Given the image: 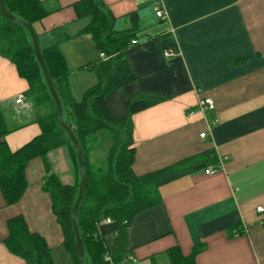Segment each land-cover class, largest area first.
<instances>
[{
    "label": "crops",
    "instance_id": "0c3cea01",
    "mask_svg": "<svg viewBox=\"0 0 264 264\" xmlns=\"http://www.w3.org/2000/svg\"><path fill=\"white\" fill-rule=\"evenodd\" d=\"M41 1L50 14L32 25L39 46L61 49L71 94L81 102L98 82L85 67L101 59L91 35L81 34L91 20L79 7L85 0ZM98 2L115 34L133 35L125 59L136 81L105 97L115 119L123 120L125 101L141 93L166 98L132 117L134 174L144 176L210 149L220 167L211 175L201 170L161 186L160 203L129 226L126 249L141 264H170L174 249L184 256L199 250L196 264H264V0H166L167 20L156 17L151 0ZM174 44L179 54L166 58L165 50ZM27 89L15 65L0 54L1 141L12 152L41 135L33 105L26 98L28 106L16 105ZM201 98H210L215 110L203 114ZM102 133L109 132L86 142L87 162L95 168L112 147L98 166ZM48 161L61 184L79 182L67 146L51 151ZM45 175L43 161L31 160L27 190L13 205L0 188V264H29L6 245L9 221L17 217L44 239L52 264H75L44 189ZM114 241V235L105 237L109 251Z\"/></svg>",
    "mask_w": 264,
    "mask_h": 264
},
{
    "label": "trees",
    "instance_id": "16d2710c",
    "mask_svg": "<svg viewBox=\"0 0 264 264\" xmlns=\"http://www.w3.org/2000/svg\"><path fill=\"white\" fill-rule=\"evenodd\" d=\"M6 8L17 18L31 26L45 19L50 13L41 0H3ZM83 13L89 15V25L81 32L89 33L106 60L89 64L85 68L97 76V84L87 90L83 100L77 102L71 94L69 68L61 49L51 46L41 49L44 62L54 88L63 106V119L79 134L85 154L87 186L76 218L85 248L86 264H107L105 254L109 251L105 237L114 235L110 251L114 264H124L130 252L126 249L127 230L133 219L141 212L156 206L161 199L158 189L185 175L219 168L218 157L213 149L182 160L156 172L136 176L133 172L135 148L133 141V115L166 100L165 97L141 93L124 103L126 116L118 121L107 106L105 97L113 91L136 81L125 59L131 34H115L112 20L105 15L98 0H85L79 4ZM0 54L13 63L19 76L28 84L25 98L33 105L36 122L41 135L16 152L9 150L3 140L4 118L0 112V188L7 205L18 203L27 190L26 168L28 163L40 158L45 169L44 189L50 194L52 207L61 225L65 248L75 264H80L76 252V240L72 226V208L78 196L79 182L74 186L63 185L52 173L48 154L67 146L78 169L75 150L60 126L57 109L47 88L43 72L36 60L31 37L21 24L5 19L0 13ZM112 136L108 158L100 167L87 162L86 142L97 137L101 131ZM79 172V170H78ZM107 219L109 223H105ZM8 249L29 264H52L50 249L44 239L28 230L21 217L9 221ZM199 250L184 256L179 249L171 250L170 264H196Z\"/></svg>",
    "mask_w": 264,
    "mask_h": 264
},
{
    "label": "water",
    "instance_id": "95a60500",
    "mask_svg": "<svg viewBox=\"0 0 264 264\" xmlns=\"http://www.w3.org/2000/svg\"><path fill=\"white\" fill-rule=\"evenodd\" d=\"M0 13L2 14V16L5 19H7L11 22L21 24L28 31V33L31 37V40H32V46H33V50H34L36 60L38 61L39 66L43 72V76L45 78L47 88L50 92L52 100L55 103L60 126L62 127L63 131L67 135L68 139L70 140V142H71V144L75 150L77 162H78L80 182H79L78 196H77V199H76L74 206L72 208L71 220H72V226H73L74 236H75V240H76V252H77L79 262H80V264H86L85 263V248H84V244H83V241L81 238L79 227H78L77 222H76L79 206H80L81 202L83 201L86 186H87V175H86V168H85L86 161H85V154H84L83 148H82L81 143H80V136H79V134H75L73 132V130L69 127V125L63 119V106H62L61 100H60V98H59V96H58V94L54 88V85H53L52 79L49 75L47 66L44 62V59H43V56L41 53V48L39 46L38 38H37V35L35 34L33 27L30 24L24 22L23 20H20L16 16H14L6 8L3 0H0Z\"/></svg>",
    "mask_w": 264,
    "mask_h": 264
},
{
    "label": "built area",
    "instance_id": "2783aa9c",
    "mask_svg": "<svg viewBox=\"0 0 264 264\" xmlns=\"http://www.w3.org/2000/svg\"><path fill=\"white\" fill-rule=\"evenodd\" d=\"M154 4V11H155V15L158 19L160 20H167V12L165 10V1L166 0H151ZM137 44L136 41H132V45ZM179 54V51L177 49V45L174 44V47L171 48H167L164 52V56L166 58H171V57H175ZM101 59L106 60V56L101 53L100 54ZM16 105L19 106L20 108H24L27 105V102L25 101V96L21 95L17 98L16 100ZM198 108L199 110L207 115L208 113L212 112L215 110V105L214 102L210 99V98H201L199 99L198 102ZM207 137V133H202L201 134V138L205 139ZM220 167L215 169V168H208L205 170V173L207 175H211L216 173L217 171H219ZM257 212H262V208H257ZM105 223H109L110 220L107 219L106 221H104ZM105 262L107 264H114L112 261V257H111V253L110 251H108L105 254ZM124 264H141V262L132 254H128V256L126 257V260L124 262Z\"/></svg>",
    "mask_w": 264,
    "mask_h": 264
},
{
    "label": "rangeland",
    "instance_id": "374dc122",
    "mask_svg": "<svg viewBox=\"0 0 264 264\" xmlns=\"http://www.w3.org/2000/svg\"><path fill=\"white\" fill-rule=\"evenodd\" d=\"M111 143H112V136L110 135V133H106V135L102 133L97 143L99 152H98L96 164L98 166L102 165L103 160L105 159V155H106L105 153H107V150L110 147Z\"/></svg>",
    "mask_w": 264,
    "mask_h": 264
}]
</instances>
